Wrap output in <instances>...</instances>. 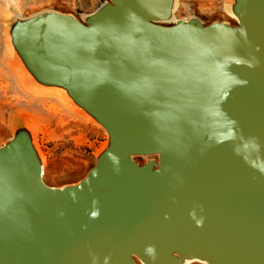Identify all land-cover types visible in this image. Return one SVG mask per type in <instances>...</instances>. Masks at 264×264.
Listing matches in <instances>:
<instances>
[{
  "label": "water",
  "instance_id": "obj_1",
  "mask_svg": "<svg viewBox=\"0 0 264 264\" xmlns=\"http://www.w3.org/2000/svg\"><path fill=\"white\" fill-rule=\"evenodd\" d=\"M175 6L105 0L2 24L27 85L106 139L81 179L49 186L33 122L14 120L0 264H264V0H228L234 24Z\"/></svg>",
  "mask_w": 264,
  "mask_h": 264
},
{
  "label": "rangeland",
  "instance_id": "obj_2",
  "mask_svg": "<svg viewBox=\"0 0 264 264\" xmlns=\"http://www.w3.org/2000/svg\"><path fill=\"white\" fill-rule=\"evenodd\" d=\"M103 1L98 0L95 5ZM227 4L228 0H176L174 15L176 18L195 16L204 24L213 21L234 24L235 19L227 12ZM46 8L76 17L94 9L87 0H0V28L14 14L27 16ZM27 87L0 33V144L10 137L14 120L26 118L34 124L35 142L44 161V182L49 186L76 182L94 164V155L103 145L105 133L69 106L59 94L45 92L35 96ZM78 133L81 139L77 140ZM49 170L57 175V179L47 178Z\"/></svg>",
  "mask_w": 264,
  "mask_h": 264
},
{
  "label": "crops",
  "instance_id": "obj_3",
  "mask_svg": "<svg viewBox=\"0 0 264 264\" xmlns=\"http://www.w3.org/2000/svg\"><path fill=\"white\" fill-rule=\"evenodd\" d=\"M84 1H86V0H84ZM98 0H87V3H88V5L90 4V6L92 7V8H96L97 6L95 5V3L97 2ZM81 134L80 133H78L77 134V140L78 139H81V136H80ZM83 169V166H81L80 167V171ZM46 176H47V178H49V179H57V175L56 174H54L52 171H48V172H46Z\"/></svg>",
  "mask_w": 264,
  "mask_h": 264
},
{
  "label": "bare ground",
  "instance_id": "obj_4",
  "mask_svg": "<svg viewBox=\"0 0 264 264\" xmlns=\"http://www.w3.org/2000/svg\"><path fill=\"white\" fill-rule=\"evenodd\" d=\"M29 90H30V92H32V94L33 95H37V96H39V94H43L42 93V91L41 90H39V89H36V88H34V87H32V86H29V87H27ZM192 262H198V261H192ZM192 262H189V263H192ZM189 263H187V264H189ZM199 263H202V262H199ZM202 264H204V263H202Z\"/></svg>",
  "mask_w": 264,
  "mask_h": 264
}]
</instances>
